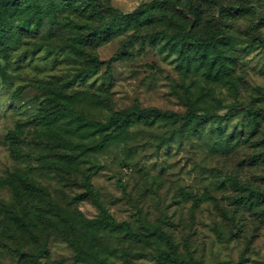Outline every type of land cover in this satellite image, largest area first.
<instances>
[{
    "label": "rangeland",
    "instance_id": "rangeland-1",
    "mask_svg": "<svg viewBox=\"0 0 264 264\" xmlns=\"http://www.w3.org/2000/svg\"><path fill=\"white\" fill-rule=\"evenodd\" d=\"M12 1L0 264H264V205L225 181L264 188V0ZM155 108L116 132L91 124ZM88 175L97 194L80 199Z\"/></svg>",
    "mask_w": 264,
    "mask_h": 264
},
{
    "label": "trees",
    "instance_id": "trees-1",
    "mask_svg": "<svg viewBox=\"0 0 264 264\" xmlns=\"http://www.w3.org/2000/svg\"><path fill=\"white\" fill-rule=\"evenodd\" d=\"M162 1V3H169L172 5H178L179 2L177 0H160ZM153 3H157V1H154ZM155 4H152V7ZM12 9H13V1L12 0H7V1H3L2 3H0V30H1V37H7L9 35L10 32V27L5 25V19L4 17L11 14L12 13ZM41 21L42 18H38V22L37 24H35L34 26H32L31 24V20H27L21 23V27L23 30H29V29H33L36 32L40 31L41 28ZM99 31L101 32H105V33H110L113 32V25H111L110 23L107 25L102 26L101 28H99ZM194 40V39H193ZM195 42L197 41V39L194 40ZM203 52H205V49L202 50ZM126 52L125 51H121L120 53H116V57H122L124 56ZM108 68H111L112 65L111 63H109L107 65ZM1 68V65H0ZM101 66L100 64H97L94 67H90L89 69H86L84 71V76L86 78H90L92 77L94 74L100 73L101 72ZM106 73V72H105ZM104 73V74H105ZM158 112H160L159 110L155 109H134L131 112H123V111H117L114 114L113 119H111V121H109L108 123H95V122H91L92 125L96 124L97 126L101 127V130H105V128H109L110 126H115L114 132L121 130L123 127H126L129 123H131V121L134 120H139L140 118L144 117V116H149V115H156ZM187 114L188 116H190L191 118L194 119H198L196 112L192 109V108H188L187 109ZM12 135L15 134V132H10ZM225 181L230 184L234 190L238 191V192H243L244 195L241 196V203L244 206H249L251 208H257V207H261L264 205V188L262 187H254L251 186L245 182H243L242 180H240L239 178H237V176L227 173L226 177H225ZM84 188L85 190L83 192H81L78 196V198L80 199H84L88 196H92L97 194L96 189L94 188V185L92 183L91 180V176L88 175L85 183H84ZM123 191L126 192L125 188L123 187ZM261 215H264V210L261 212ZM109 220L111 223H114L115 220L112 217H109ZM235 220V219H232ZM119 226L124 227V229L126 230V232H128L129 234L135 235V234H142V230L138 229V230H134L131 226V224L127 221H123L119 224ZM141 226L143 229H146L148 231V235H158L159 232L161 231L159 228L156 229H152L150 226L145 225L144 222H141ZM46 251L45 248H42L39 253L37 254L38 257L42 256L43 253ZM165 258H173L174 260H179L176 252L175 251H171L168 255H166ZM34 264H40L38 260H36L34 262Z\"/></svg>",
    "mask_w": 264,
    "mask_h": 264
}]
</instances>
